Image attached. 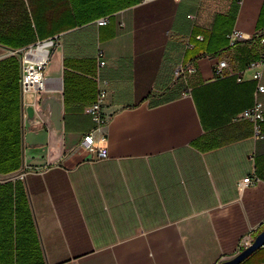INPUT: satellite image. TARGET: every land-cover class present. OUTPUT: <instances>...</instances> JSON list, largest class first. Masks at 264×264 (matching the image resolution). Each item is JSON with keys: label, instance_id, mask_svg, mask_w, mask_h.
I'll return each instance as SVG.
<instances>
[{"label": "crops", "instance_id": "crops-1", "mask_svg": "<svg viewBox=\"0 0 264 264\" xmlns=\"http://www.w3.org/2000/svg\"><path fill=\"white\" fill-rule=\"evenodd\" d=\"M105 9L0 0V264H223L264 221V138L240 118L256 100L264 0ZM233 29L244 38L231 46ZM48 39L42 111L20 79L23 54ZM223 58L242 82L215 77ZM180 66L194 71L177 78ZM104 82L96 130L85 109ZM90 132L107 159L78 150ZM241 264H264V246Z\"/></svg>", "mask_w": 264, "mask_h": 264}, {"label": "built area", "instance_id": "built-area-1", "mask_svg": "<svg viewBox=\"0 0 264 264\" xmlns=\"http://www.w3.org/2000/svg\"><path fill=\"white\" fill-rule=\"evenodd\" d=\"M149 1V0H144ZM179 1V0H176ZM108 24L107 18H102L98 20L99 26H104ZM260 44L263 46V51L260 56L251 61L248 64V68L254 70L253 79L257 83V88L255 91V103L249 109L243 111L240 114V118L248 120L252 123L254 137L258 140L264 138V103L261 100V96L264 94V85L261 83L262 80V69L264 68V30L260 33ZM244 38V34L239 29H233L228 35L230 45L233 46L235 43ZM54 45V39H48L45 41L38 42L35 46L31 47L22 56V76L20 79V90L23 96L27 94H33L38 96L43 93L45 88V78L44 69L46 68L50 59V48ZM48 48V54L44 55V49ZM106 64L103 53L100 51L98 53V66L103 67ZM194 71L192 66L189 67H178L174 73V76L180 78L186 74H190ZM214 75L216 78H225L228 76H237L238 82H242V75L237 74L233 64L230 59L223 58L220 59L214 66ZM98 90L95 101L86 107L85 111L88 113L94 123L96 124V130L103 129L108 121L109 117L103 113V103L107 97L106 82L103 83ZM78 150L84 151L87 154H95L97 159H107L108 149L96 147L94 143L93 132L88 133L84 136L83 141L80 143ZM259 182V178L255 176L254 178L247 177L239 182L238 186L240 189L254 185ZM264 231V221L251 231L253 233H261ZM255 237L251 238V241L243 247V250L248 248L254 241Z\"/></svg>", "mask_w": 264, "mask_h": 264}, {"label": "water", "instance_id": "water-1", "mask_svg": "<svg viewBox=\"0 0 264 264\" xmlns=\"http://www.w3.org/2000/svg\"><path fill=\"white\" fill-rule=\"evenodd\" d=\"M46 98L48 97L46 96L36 97V103L39 100L38 108H40L42 111H44V102ZM36 109L37 107H34V105L28 108V119L30 122L34 123L35 121H41L40 114L35 111ZM55 118H56L55 121L58 120L60 122L59 113L56 114ZM29 126H30V123L27 124L26 127L28 128ZM56 127L58 128V125ZM263 246H264V231L259 233L255 237L253 243L248 248L244 249L233 259L226 261L223 264H241L246 258H248L251 254H253L255 251H257Z\"/></svg>", "mask_w": 264, "mask_h": 264}, {"label": "trees", "instance_id": "trees-1", "mask_svg": "<svg viewBox=\"0 0 264 264\" xmlns=\"http://www.w3.org/2000/svg\"><path fill=\"white\" fill-rule=\"evenodd\" d=\"M140 1L141 0H106L108 9H105V11H112L118 8L120 9L123 7L131 6ZM14 167H16V165Z\"/></svg>", "mask_w": 264, "mask_h": 264}, {"label": "bare ground", "instance_id": "bare-ground-1", "mask_svg": "<svg viewBox=\"0 0 264 264\" xmlns=\"http://www.w3.org/2000/svg\"><path fill=\"white\" fill-rule=\"evenodd\" d=\"M48 48L44 49V55H47L48 54Z\"/></svg>", "mask_w": 264, "mask_h": 264}]
</instances>
